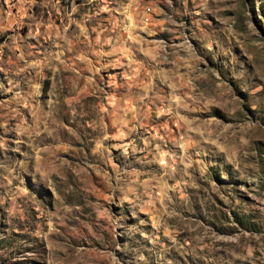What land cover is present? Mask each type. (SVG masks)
Listing matches in <instances>:
<instances>
[{
  "label": "rangeland",
  "instance_id": "374dc122",
  "mask_svg": "<svg viewBox=\"0 0 264 264\" xmlns=\"http://www.w3.org/2000/svg\"><path fill=\"white\" fill-rule=\"evenodd\" d=\"M0 264H264V0H0Z\"/></svg>",
  "mask_w": 264,
  "mask_h": 264
}]
</instances>
